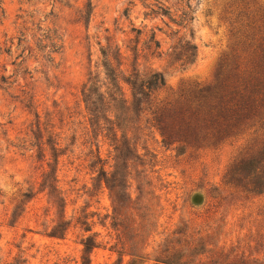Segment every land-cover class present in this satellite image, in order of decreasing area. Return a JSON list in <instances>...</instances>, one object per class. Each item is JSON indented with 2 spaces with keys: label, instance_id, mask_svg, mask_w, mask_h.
Segmentation results:
<instances>
[{
  "label": "rangeland",
  "instance_id": "rangeland-1",
  "mask_svg": "<svg viewBox=\"0 0 264 264\" xmlns=\"http://www.w3.org/2000/svg\"><path fill=\"white\" fill-rule=\"evenodd\" d=\"M260 36L264 0H0V264H264V191L237 169L262 130L167 141L151 113L215 84ZM187 42L196 56L183 64ZM102 49L125 77L165 80L120 116L125 134L123 109L90 126L82 101L90 79L110 86ZM124 139L135 152L122 158ZM101 167L126 174L123 201Z\"/></svg>",
  "mask_w": 264,
  "mask_h": 264
},
{
  "label": "trees",
  "instance_id": "trees-1",
  "mask_svg": "<svg viewBox=\"0 0 264 264\" xmlns=\"http://www.w3.org/2000/svg\"><path fill=\"white\" fill-rule=\"evenodd\" d=\"M263 43V37L255 38L252 45H250L253 51L250 55L248 54V58H241V64L226 72L224 76H217L215 84L193 91L188 98L183 99L184 101L178 102V105L152 110L154 125L164 140L184 139L185 141L193 135L197 137L198 132L206 130H208V135H205V137L222 140L234 136L235 132L245 126L251 128L257 126L255 132L261 129L264 133ZM185 44L186 47L180 46L182 49L178 52L177 59L182 60L183 64L192 63L196 56V48L188 42ZM101 54L103 57L102 65L106 71V76L109 78L110 86L107 85L106 90L101 91L98 82L90 79L84 84L82 101L89 115L90 126L96 125L99 113L105 112L103 117L106 121H109L110 118L106 116L108 115L107 112L112 113L123 109L122 112L118 113L119 115H115V118L120 122L116 124L114 135L117 131H122L125 134L127 128L121 125L125 117L120 118V116L126 113L129 114V112L135 114L141 112L140 106L149 103L152 92L163 88L165 80L159 72H153L143 78H139L135 74L125 77L123 71L119 68L120 66L114 67L112 65L107 50L102 49ZM120 80L127 83L131 89V102L128 105L127 100L119 98L117 95V92L121 89ZM113 87L115 91H112ZM119 94L122 95V93ZM116 148L121 154L120 156H123L122 158L127 157L131 152H135L128 139L123 140V148L127 154L123 153L122 155L121 147L116 146ZM237 169L241 174L252 176L250 180V190L252 192L260 194L264 191V135L256 154H252L246 160L240 162ZM234 170L230 172L232 178L235 173ZM125 177L126 174L120 173L117 168L111 174H108L101 167L96 180L98 182L103 180L106 186L111 189L118 187L117 197L123 201L126 195L124 190ZM65 224L60 223L54 226L50 236L62 237L64 235L63 231L66 230ZM94 247H96L95 239L87 236L83 241L84 253L89 254ZM85 260L88 262V255L85 256ZM226 264L260 263L249 261L246 258H234Z\"/></svg>",
  "mask_w": 264,
  "mask_h": 264
}]
</instances>
